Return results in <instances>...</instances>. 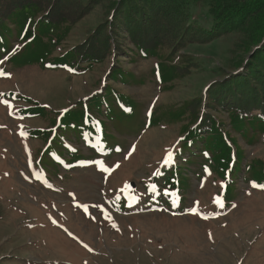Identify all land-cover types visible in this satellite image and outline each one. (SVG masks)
<instances>
[{"label": "rangeland", "instance_id": "rangeland-1", "mask_svg": "<svg viewBox=\"0 0 264 264\" xmlns=\"http://www.w3.org/2000/svg\"><path fill=\"white\" fill-rule=\"evenodd\" d=\"M56 1L44 4L55 7ZM61 4L70 32L51 61L82 57L87 43L103 30L112 36L111 51L104 45L92 63L81 59L70 70L64 65L15 67L10 44L2 47L0 264H264V187H259L264 186V134L249 143L232 132L245 157L239 161L234 156L227 179L204 165L209 161L202 154L189 163L187 154L177 157L175 164L187 179L176 170L174 180L167 182L173 189L164 174L155 179L168 166L191 118L177 123L167 118L151 126L154 114L201 99L202 109L191 110L210 114L225 131L230 129L228 113L205 103L210 84L231 58L238 31L217 33L218 39L201 43L197 32L211 31L213 20L207 4L192 2L186 11L188 25L200 42L179 50L174 64L183 56L192 61L187 75L167 89L152 74L159 60L131 54L129 35L116 31L128 20L127 9L112 12L110 0ZM180 40L177 35L173 45ZM22 46L13 39L11 50ZM172 53L163 51L166 58ZM116 66L134 73L137 82L112 81ZM108 85L135 100L138 112L124 125L99 115L112 136L106 152L99 135L89 137L79 129L82 124L71 126L67 119L71 111L96 104Z\"/></svg>", "mask_w": 264, "mask_h": 264}, {"label": "trees", "instance_id": "trees-1", "mask_svg": "<svg viewBox=\"0 0 264 264\" xmlns=\"http://www.w3.org/2000/svg\"><path fill=\"white\" fill-rule=\"evenodd\" d=\"M46 1L0 0V59L4 56L1 53L2 47L7 48L10 44L8 53L15 67L44 65L55 68L64 65V68L75 70L81 59L85 63H92L105 46L111 51L112 39L109 41V38L112 36L106 37L103 30L89 39L87 49L81 52L82 57L81 54H72L51 61L57 47L70 32L69 26H65L70 24V19L60 11L64 0H57L55 7L50 6V2L44 4ZM142 1L145 0H110L112 12L120 10L122 13L124 8L129 15L123 28L118 27L116 31H124L129 35L134 45L131 54L159 60L152 74L167 89L176 79L187 75L189 62L192 61L188 56H183L179 64H174L179 50L189 43L200 42L193 36V26L188 25L190 15L187 14V8L192 2L207 4L213 20L211 31L197 32L202 39L201 43L218 39L217 33L222 35L235 30L239 33L227 66L219 69L220 78L210 84V90L206 91L207 108L227 112L230 129L225 131L224 124L210 114L204 112L200 116L196 110H191L192 107L202 109L201 99H193L175 110H166L154 116L151 114L153 119L150 124L155 125L167 118L177 123L188 115L190 123L182 127L183 139L177 143L168 166H172L173 161L175 163L177 157L184 154H187L184 157L188 163L194 156L202 154L209 161L203 164L211 165L215 168L213 171L227 179L230 169L234 168V156L239 161L245 157L238 146V137L233 136L232 132L240 134L249 143L256 140L258 133L264 134V0H148L150 10L147 9L148 3L144 5ZM97 5L95 2L94 7ZM155 14L159 15L154 17ZM114 29L112 26V34L116 36ZM177 35L181 40L179 46L175 47L173 43ZM121 37L124 39L123 35ZM13 39L23 46L12 51ZM165 48L173 49L167 58L163 55ZM111 77L112 81L125 85L137 82L134 73L119 66L113 68ZM94 102L96 104L85 107V111L82 108L68 113L67 121L71 126L82 124L79 129L82 128L89 137L99 135L98 143L104 144L106 152H109L112 136L104 128L105 123L99 115L121 125L132 123L138 112V103L130 96L119 95L110 85ZM97 128H100L99 132ZM81 157L79 155L78 159ZM254 162L263 165L261 161ZM173 167L175 169L170 174L172 178L176 170H181V176L187 179L181 166L174 164ZM165 180L170 183L169 175L165 176Z\"/></svg>", "mask_w": 264, "mask_h": 264}, {"label": "snow or ice", "instance_id": "snow-or-ice-1", "mask_svg": "<svg viewBox=\"0 0 264 264\" xmlns=\"http://www.w3.org/2000/svg\"><path fill=\"white\" fill-rule=\"evenodd\" d=\"M117 167H118V165H117ZM102 170H106V169H102ZM253 186L256 187L257 185L254 184ZM259 187H264V186H259ZM216 203H218L221 207L223 206L222 202L219 199H217ZM205 218H207V217H205ZM85 247H87V246L85 245Z\"/></svg>", "mask_w": 264, "mask_h": 264}, {"label": "water", "instance_id": "water-1", "mask_svg": "<svg viewBox=\"0 0 264 264\" xmlns=\"http://www.w3.org/2000/svg\"><path fill=\"white\" fill-rule=\"evenodd\" d=\"M220 78V77H219Z\"/></svg>", "mask_w": 264, "mask_h": 264}]
</instances>
